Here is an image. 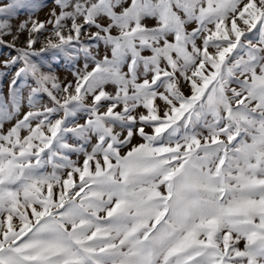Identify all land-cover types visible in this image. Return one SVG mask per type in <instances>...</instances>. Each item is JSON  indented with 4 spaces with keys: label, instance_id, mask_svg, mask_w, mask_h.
<instances>
[{
    "label": "snow or ice",
    "instance_id": "6c2138e0",
    "mask_svg": "<svg viewBox=\"0 0 264 264\" xmlns=\"http://www.w3.org/2000/svg\"><path fill=\"white\" fill-rule=\"evenodd\" d=\"M54 3L0 0V264H264V0Z\"/></svg>",
    "mask_w": 264,
    "mask_h": 264
},
{
    "label": "rangeland",
    "instance_id": "374dc122",
    "mask_svg": "<svg viewBox=\"0 0 264 264\" xmlns=\"http://www.w3.org/2000/svg\"><path fill=\"white\" fill-rule=\"evenodd\" d=\"M33 3L36 4L38 7L34 11V13H32V16L34 19H38L40 21L47 20L49 18L50 12L54 8H55L57 13H59V11H60V9L58 7H56L54 0H33ZM28 18H29V11L28 10L21 11L18 16L12 18L10 20V23L12 25L13 32H16L17 26L22 21H25ZM47 27L51 28V25H47ZM88 31L94 32L95 28H90V29H88ZM17 35L19 38L15 41V45L17 48L23 47L25 45L26 40H27L28 34H27V32H23V33H17ZM48 35H49V33L45 32L40 37V39L43 41L45 39V37H47ZM0 40L3 41V43H0V93H2L6 98L7 94H8L9 84H10V81L13 77V73L15 72V68H12V69L5 68L3 62L9 58V54L15 55V52L13 51V49L11 47L8 46V45H11L13 42V37L11 35H6L3 37H0ZM35 47L39 48L40 44L35 45ZM99 53L101 56L104 54V48L102 45L99 48ZM42 62L46 65L51 64L53 69L56 71L57 75L60 77V79L62 81L71 80L73 78L71 76L70 71L68 70L67 65H66L65 61L63 60V58L53 57L49 54L43 58ZM82 63H83V58L81 57V64L79 66H82ZM5 72L7 73V75H3V73H5ZM28 83H31V82L29 81ZM19 87H20L23 95L26 97L27 92H28V87L25 85V83L23 81L20 82ZM109 90L111 91V87H109ZM42 102L43 103H49L48 98L46 96L43 97ZM26 111H28V108H27V103L25 100L24 104L22 105L21 116ZM14 122L15 121H13L12 123H14ZM80 122H83V120H81ZM10 126H11L10 123H6L4 125L5 129H7ZM146 131H151V130L146 129ZM73 142H74L73 140H69V143H73ZM141 142H143V141L138 136L134 137L132 140L133 145L141 143ZM128 147H131V145H129ZM122 151H127V148L122 149ZM71 158L73 160H76L77 156L72 155ZM79 159L82 160V157H80Z\"/></svg>",
    "mask_w": 264,
    "mask_h": 264
}]
</instances>
